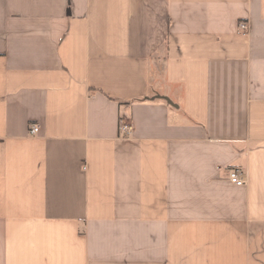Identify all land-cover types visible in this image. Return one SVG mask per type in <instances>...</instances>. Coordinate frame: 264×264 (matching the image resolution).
I'll return each instance as SVG.
<instances>
[{"label":"crops","instance_id":"obj_1","mask_svg":"<svg viewBox=\"0 0 264 264\" xmlns=\"http://www.w3.org/2000/svg\"><path fill=\"white\" fill-rule=\"evenodd\" d=\"M0 264H264V0H0Z\"/></svg>","mask_w":264,"mask_h":264},{"label":"built area","instance_id":"obj_2","mask_svg":"<svg viewBox=\"0 0 264 264\" xmlns=\"http://www.w3.org/2000/svg\"><path fill=\"white\" fill-rule=\"evenodd\" d=\"M39 132V127L38 126H32L30 129V134L31 135H37ZM121 132L124 134H127L128 136L131 135L132 128L127 125H121ZM230 181L237 185V186H243L246 184V180L242 177V173H240L238 170L233 171L229 175Z\"/></svg>","mask_w":264,"mask_h":264},{"label":"water","instance_id":"obj_3","mask_svg":"<svg viewBox=\"0 0 264 264\" xmlns=\"http://www.w3.org/2000/svg\"><path fill=\"white\" fill-rule=\"evenodd\" d=\"M168 103H170L171 104V101L170 100H168V98H164Z\"/></svg>","mask_w":264,"mask_h":264}]
</instances>
